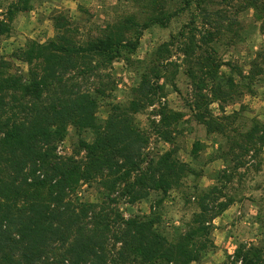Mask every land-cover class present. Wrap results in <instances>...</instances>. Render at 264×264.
Returning a JSON list of instances; mask_svg holds the SVG:
<instances>
[{
    "label": "trees",
    "instance_id": "16d2710c",
    "mask_svg": "<svg viewBox=\"0 0 264 264\" xmlns=\"http://www.w3.org/2000/svg\"><path fill=\"white\" fill-rule=\"evenodd\" d=\"M149 1L152 8L143 23L134 14L124 15L95 36L84 37L64 14L55 15L53 38L27 40L9 55L26 65L24 75L11 72L12 64L0 55V264H191L214 247L212 222L233 198L220 200L221 190L208 188L194 197L197 211L185 228L170 232L160 202L195 172L173 150L154 156L147 150L150 134L169 143L181 121V113L160 102L169 77L162 56L172 41L156 48L161 62L141 73L126 103L107 101L114 88L108 70L114 61L131 62L143 29L165 27L192 5L209 19L201 6L205 0H182L172 12L160 0ZM23 3L7 6L0 36L8 34ZM197 49L205 52L191 40L183 43L181 53L197 63L208 62L209 55L201 59ZM210 64L209 76L218 68ZM211 92L224 94L219 86ZM102 103L110 108L105 118L97 115ZM156 103L158 109L148 111ZM146 111L159 117L148 116L150 133L135 122V115ZM194 118L209 130H220L202 114ZM69 128L77 135L88 131L90 140L80 138L69 155H61L57 148ZM257 142L263 144L264 136ZM249 148L255 151L256 143ZM221 179L228 181L229 175ZM91 187L98 200L84 195ZM152 193L162 197L150 204L148 213L121 212V203H140ZM222 264H264V252L241 244Z\"/></svg>",
    "mask_w": 264,
    "mask_h": 264
},
{
    "label": "rangeland",
    "instance_id": "374dc122",
    "mask_svg": "<svg viewBox=\"0 0 264 264\" xmlns=\"http://www.w3.org/2000/svg\"><path fill=\"white\" fill-rule=\"evenodd\" d=\"M18 1L0 0V18L9 4ZM160 1L169 12L182 6V0ZM25 2L19 4L21 11L14 14L8 34L0 36V55L12 64L11 72L23 75L26 65L11 60L9 55L27 40L44 42L53 38L55 15L64 14L85 37L97 35L107 23L128 14H134L143 23L152 8L149 0ZM201 6L209 19L192 5L190 12L184 9L167 26L153 24L142 30L131 62L126 65L122 60L114 61L108 70L114 88L107 101L126 103L132 96V88L139 84L141 73L161 62L156 48L172 41L168 54L162 56L169 80H165L160 102L181 113V121L169 143L150 134L147 150L153 156L173 150L195 174L182 179V186L168 193L159 207L167 228L178 233L197 211L194 197L210 187L221 190L220 200L232 197L233 203L212 222L210 237L214 247L203 252L199 261L191 263L222 264L233 258L241 244L260 247L264 252V143L257 142L260 135L264 136L261 127L264 125V0H205ZM191 12L197 16L193 17ZM180 31L182 36L178 35ZM208 31L211 37L206 35ZM191 40L205 50L197 49L196 55L201 54V59L209 55L208 62L197 63L194 57L182 55L183 43ZM210 63L218 68L209 76L206 72ZM199 79H203V85L197 89ZM214 86H219L224 94L214 95L211 92ZM157 109L156 103L148 111ZM109 110L108 104L102 103L98 117L105 118ZM148 111L135 115V122L150 133L148 116L156 120L159 117L147 115ZM195 113L220 125V130L207 129L194 118ZM250 132L253 136L246 137ZM80 138L89 141L90 133L77 135L69 128L57 148L58 153L69 155ZM255 143L253 151L249 147ZM194 144H197L195 151ZM243 145L246 147L242 148ZM223 174L229 175L228 181L221 179ZM85 189L88 199H99L94 188ZM161 197L152 193L140 203H121L120 210L125 216L148 213L150 204Z\"/></svg>",
    "mask_w": 264,
    "mask_h": 264
}]
</instances>
